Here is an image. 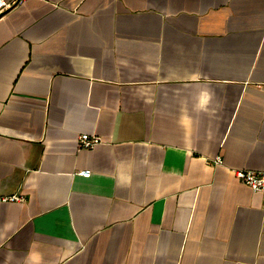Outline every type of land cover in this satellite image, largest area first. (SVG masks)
I'll list each match as a JSON object with an SVG mask.
<instances>
[{"label": "crops", "instance_id": "obj_1", "mask_svg": "<svg viewBox=\"0 0 264 264\" xmlns=\"http://www.w3.org/2000/svg\"><path fill=\"white\" fill-rule=\"evenodd\" d=\"M241 168L264 170V0L2 11L0 195L22 199L0 201V264H264Z\"/></svg>", "mask_w": 264, "mask_h": 264}, {"label": "built area", "instance_id": "obj_2", "mask_svg": "<svg viewBox=\"0 0 264 264\" xmlns=\"http://www.w3.org/2000/svg\"><path fill=\"white\" fill-rule=\"evenodd\" d=\"M12 1L0 0V12L11 7ZM101 138L95 134L81 133L77 136V148L82 149L93 147L95 144L99 143ZM216 163L221 162L220 158L217 156L213 160ZM80 174L88 176L90 174L89 170H80ZM234 175L242 183L248 185L254 191H260L264 193V170H254V169H234ZM22 196L18 194L0 195V201H13L21 200Z\"/></svg>", "mask_w": 264, "mask_h": 264}, {"label": "clouds", "instance_id": "obj_3", "mask_svg": "<svg viewBox=\"0 0 264 264\" xmlns=\"http://www.w3.org/2000/svg\"><path fill=\"white\" fill-rule=\"evenodd\" d=\"M203 95L207 98V103L210 104L214 98V92L211 89H206L204 91ZM206 109H207V104L205 105L204 110H206Z\"/></svg>", "mask_w": 264, "mask_h": 264}, {"label": "water", "instance_id": "obj_4", "mask_svg": "<svg viewBox=\"0 0 264 264\" xmlns=\"http://www.w3.org/2000/svg\"><path fill=\"white\" fill-rule=\"evenodd\" d=\"M2 14V11H1V13H0V15Z\"/></svg>", "mask_w": 264, "mask_h": 264}]
</instances>
